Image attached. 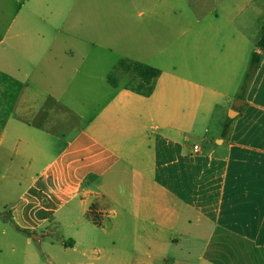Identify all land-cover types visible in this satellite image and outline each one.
<instances>
[{
  "label": "crops",
  "instance_id": "1",
  "mask_svg": "<svg viewBox=\"0 0 264 264\" xmlns=\"http://www.w3.org/2000/svg\"><path fill=\"white\" fill-rule=\"evenodd\" d=\"M230 1L0 0V72L24 85L0 264H264V51L240 97L264 16L253 40ZM124 59L161 71L151 96L109 83Z\"/></svg>",
  "mask_w": 264,
  "mask_h": 264
},
{
  "label": "trees",
  "instance_id": "2",
  "mask_svg": "<svg viewBox=\"0 0 264 264\" xmlns=\"http://www.w3.org/2000/svg\"><path fill=\"white\" fill-rule=\"evenodd\" d=\"M258 49L264 51V26L258 43ZM260 62L261 55H259L257 51L251 59L245 81L241 88V98L245 96ZM160 76L161 71L155 67L124 59L116 65L113 72L108 76V81L113 87L118 88L120 87V82L127 78V82L124 86L125 89L138 95L149 97L153 94L156 82ZM0 85L4 86L3 92L0 91V96L4 102L3 106L5 112L4 120H2L0 127V130H3L18 102L24 85L22 82L2 72H0Z\"/></svg>",
  "mask_w": 264,
  "mask_h": 264
},
{
  "label": "rangeland",
  "instance_id": "3",
  "mask_svg": "<svg viewBox=\"0 0 264 264\" xmlns=\"http://www.w3.org/2000/svg\"><path fill=\"white\" fill-rule=\"evenodd\" d=\"M210 4V3H209ZM223 5H219V9L221 10L222 6H224V9H227L228 11L232 12V16H236L237 13L239 12V10H242V14L239 16V18L237 19L239 22L245 23L249 26H251L252 28L250 30H252L254 33H251V37L255 38L256 36H258L257 31L260 28V25L262 23L263 20V16H264V0H255V1H247V0H231L228 3V8L225 7L226 3H221ZM193 5L194 3H190V2H185L182 1L180 2L179 6H180V11H189L190 9L193 10ZM212 5V3H211ZM214 5V4H213ZM165 8V4L162 5L160 7V9H164ZM207 8V7H206ZM201 9H205V7H202ZM208 10H211V6L209 8H207ZM1 11V10H0ZM256 31V32H255ZM253 38V40H254ZM127 82V78L123 79L120 82V85L122 84H126ZM4 90V86L0 85V91L3 92ZM235 101L233 102V105H235ZM4 102L3 99L0 96V127L2 124V120H4V116H5V112H4ZM1 153V152H0ZM6 166V164H2L0 163V172H5V170L3 169ZM7 176L10 177V175L7 173ZM1 178H0V218L4 219V220H10V211H11V201H15L18 199L20 192L16 193L13 191V189H8L7 187V180L4 182H1ZM51 229H53L52 235L51 236H46L44 237L42 240L40 241H36L33 240V251L37 252L40 257L43 259V261L46 260V256H44L43 254H41V250L44 246V242H50L51 238L54 237L53 234H60L61 233V229H57L53 226H50ZM10 230V228H7ZM4 228L0 227V234L3 233ZM45 232V229H40L38 230V234L39 235H43ZM8 233V232H7ZM230 244H232L233 248L236 249L237 246H235L236 244L231 242ZM235 244V245H234ZM245 250L243 251H252L253 248L252 246H250V244H246L245 245ZM261 258H242V260L240 262H242V264H245L249 262V264H261V262H259ZM234 262L236 260H238V258H233ZM237 262V261H236ZM245 262V263H244ZM254 262V263H253Z\"/></svg>",
  "mask_w": 264,
  "mask_h": 264
},
{
  "label": "water",
  "instance_id": "4",
  "mask_svg": "<svg viewBox=\"0 0 264 264\" xmlns=\"http://www.w3.org/2000/svg\"><path fill=\"white\" fill-rule=\"evenodd\" d=\"M262 53H263V50L259 49V50H258V54H259V55H262Z\"/></svg>",
  "mask_w": 264,
  "mask_h": 264
},
{
  "label": "built area",
  "instance_id": "5",
  "mask_svg": "<svg viewBox=\"0 0 264 264\" xmlns=\"http://www.w3.org/2000/svg\"><path fill=\"white\" fill-rule=\"evenodd\" d=\"M196 148V150H198V147H195Z\"/></svg>",
  "mask_w": 264,
  "mask_h": 264
}]
</instances>
